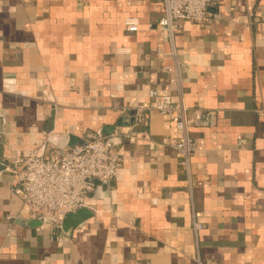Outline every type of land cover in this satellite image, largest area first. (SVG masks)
I'll use <instances>...</instances> for the list:
<instances>
[{
	"label": "crops",
	"instance_id": "crops-1",
	"mask_svg": "<svg viewBox=\"0 0 264 264\" xmlns=\"http://www.w3.org/2000/svg\"><path fill=\"white\" fill-rule=\"evenodd\" d=\"M215 1L218 22L182 21L169 41L155 28L160 0H0L1 160L47 158L98 129L119 134L132 122L120 110L151 91L217 117L190 129L187 174L174 125L150 111L135 131L153 149L121 141L117 179L69 234L26 224L34 219L0 173V264H264V0Z\"/></svg>",
	"mask_w": 264,
	"mask_h": 264
},
{
	"label": "built area",
	"instance_id": "built-area-1",
	"mask_svg": "<svg viewBox=\"0 0 264 264\" xmlns=\"http://www.w3.org/2000/svg\"><path fill=\"white\" fill-rule=\"evenodd\" d=\"M163 7L155 28L164 39L172 41L178 23L182 21L205 26L218 22V15L209 10L216 6L215 0H160ZM126 32L139 31V20L126 17L123 21ZM117 54L129 55V48L116 50ZM120 87L117 88L119 90ZM121 116L128 128L119 134L106 136L101 129L93 133H83L82 147H72L52 151L47 158L37 152L22 154L12 151L5 159L4 173L10 191L21 201L30 218L45 220L44 226L52 233L61 231L62 223L68 214L81 209H91L89 200L94 193V181L111 183L117 179L122 165L118 145L125 140L135 143L145 141L150 149L154 143L147 133L135 131L145 127L148 113L158 112L174 125L177 138L172 148L181 161L180 166L188 174L190 159L196 150V141L190 136V129L213 128L217 117L214 111L193 109L191 115L181 101L169 96L149 93L148 103L135 107H123ZM244 141L237 137V146ZM196 231L201 229L194 225ZM200 264L199 259L196 260Z\"/></svg>",
	"mask_w": 264,
	"mask_h": 264
},
{
	"label": "water",
	"instance_id": "water-1",
	"mask_svg": "<svg viewBox=\"0 0 264 264\" xmlns=\"http://www.w3.org/2000/svg\"><path fill=\"white\" fill-rule=\"evenodd\" d=\"M52 129H53V115L51 114V117L45 123L44 132L46 134H49L51 133ZM113 130H114L113 128H104L103 133L106 136H109L110 134L113 133ZM83 145L84 142L82 140H79L74 137H69V141H68L69 148L76 146L82 147ZM1 157H2V147L0 145V173L4 171V165L1 162ZM94 187H95L94 194L96 196V193H98L100 189H104L105 187H107V183L94 181ZM91 216H92L91 210L88 209H81L72 214H68L62 223V227H61L62 233L69 234L72 229L78 227L81 223L89 219ZM44 222H45L44 219L39 218L37 220L28 221L26 222V224H28L29 226H38L40 224H44Z\"/></svg>",
	"mask_w": 264,
	"mask_h": 264
}]
</instances>
